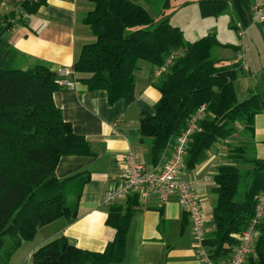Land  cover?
<instances>
[{"label": "trees", "instance_id": "obj_1", "mask_svg": "<svg viewBox=\"0 0 264 264\" xmlns=\"http://www.w3.org/2000/svg\"><path fill=\"white\" fill-rule=\"evenodd\" d=\"M89 1L93 8L81 21L95 40L82 46L72 71L90 75L82 82L91 92L105 91L109 104L123 100L128 106L134 101L139 61L156 69L172 51H183L154 82L160 93L154 113L140 114V140L149 142L155 166L201 106L200 131L190 137L186 150L187 169L200 164L215 144L234 136L236 125L252 138L255 116L264 112V97L252 90L247 99L238 101L234 82L242 66L222 63L213 56L216 48L235 47L220 44L215 33L187 43L182 30L169 23L173 11L196 4L201 18H218L231 6L243 27L250 23V0H182L175 7L166 0L155 17L137 3L139 0ZM41 4V0H23L19 24ZM14 16V11L5 14V24L0 26V264H10L21 244L33 240L39 228L61 218L69 223L77 218L78 201L88 178L59 181L54 170L63 156L90 153L86 141L73 133L53 103L52 95L60 90L56 72L43 64L29 70L12 67L13 54L6 49L2 35L13 28ZM230 27L236 25L230 23ZM248 145L252 148V141L233 147L229 162L218 166L213 178L212 232L204 242L213 260L231 255L237 235L253 216L255 198L264 189V160L249 157ZM240 164L252 167L245 176L238 169ZM244 177H250V182L240 196ZM137 205V197L131 196L125 206H109L106 225L114 230V236L102 252L78 249L60 237L35 250L30 264L122 262L126 232ZM258 232L254 255L245 264H264V220ZM6 236L11 241L6 242Z\"/></svg>", "mask_w": 264, "mask_h": 264}, {"label": "crops", "instance_id": "obj_2", "mask_svg": "<svg viewBox=\"0 0 264 264\" xmlns=\"http://www.w3.org/2000/svg\"><path fill=\"white\" fill-rule=\"evenodd\" d=\"M41 1L42 4L22 24L2 35L6 49L13 54L12 67L29 70L37 64H43L54 72L63 68L72 70L82 46L95 40L90 29L81 21L93 5L89 0ZM165 1L139 0L137 3L155 17ZM168 2L171 7H175L182 0ZM259 3H264V0H255L251 6ZM191 14V20L197 18L195 22L198 26H192L191 22L189 24ZM200 18L197 5L190 4L173 11L169 23L182 30L187 43L210 33H215L217 38L214 30H202ZM233 23L240 24L238 18ZM243 37H239L240 42L237 44L229 45L235 49L216 48L213 51L214 58L222 63H238L242 66L234 82L238 101L247 99L252 90L260 92L250 68L239 62ZM217 40L226 45L219 38ZM154 70L155 67L144 61L137 63L134 101L128 106L123 100L109 104L103 90L89 91L82 80L90 75L73 73L76 90L60 89L54 92L52 100L63 120L71 125L74 134L86 141L90 151L85 155L61 157L54 176L59 181L73 177H87L88 181L78 201L77 218L70 223L61 218L39 228L33 240L21 244L11 257L10 264H30L35 250L60 237L78 249L89 252H102L113 239L114 230L106 225L109 207L102 204V197L110 186L126 174V155H132L134 162L145 170L157 167L150 157L149 142L141 141L139 135L140 114L154 113V105L160 99V93L154 85ZM236 128L237 133L243 132L240 125H236ZM234 136L215 144L194 169H187L184 164L179 175L191 182L200 200L206 220V236L212 232L210 222L216 200L212 192L215 188L213 178L218 166L229 162L232 149L236 146ZM247 141H252L253 145V152L248 156L264 160V112L255 116L254 134ZM171 151L172 148H168L164 156H169ZM115 204L125 206L126 199H119ZM192 246L190 220L177 198L172 197L164 205L156 198H151L143 204L138 202L133 210L125 237L124 259L112 264H198Z\"/></svg>", "mask_w": 264, "mask_h": 264}, {"label": "built area", "instance_id": "obj_3", "mask_svg": "<svg viewBox=\"0 0 264 264\" xmlns=\"http://www.w3.org/2000/svg\"><path fill=\"white\" fill-rule=\"evenodd\" d=\"M23 0H0V26L5 24L3 19L10 11L15 12L13 27L20 22L21 2ZM250 23L264 24V3L255 4L250 10ZM238 36L243 37L242 26L237 24ZM183 51H172L165 59L164 64L153 72L155 79L160 78L173 61ZM73 71L58 69L56 71V85L63 90L75 91L76 82L72 78ZM204 115V106H201L188 120L185 129L175 138L171 154L162 156L159 164L152 170H145L134 162L132 155L125 157L127 172L117 183L109 187L102 197V204L111 206L119 199L135 196L143 204L151 198H156L161 205L166 204L172 197L186 210L190 220L193 239V252L198 264H245L246 260L254 255V244L259 234L258 228L264 220V189L258 193L254 201V213L246 228L237 235V243L231 255L223 260H213L208 248L204 245L206 240L205 216L200 200L195 194L190 181L180 178L184 166L186 150L190 137L200 131L198 122Z\"/></svg>", "mask_w": 264, "mask_h": 264}, {"label": "rangeland", "instance_id": "obj_4", "mask_svg": "<svg viewBox=\"0 0 264 264\" xmlns=\"http://www.w3.org/2000/svg\"><path fill=\"white\" fill-rule=\"evenodd\" d=\"M255 0H250V4H253ZM192 14L189 15L190 21L192 26H198L196 23V19H192ZM199 19V18H198ZM201 20V28L204 32L214 30L217 34V39L219 38L222 42L226 45H235L240 42V39L237 35V30L235 28L230 27V23L234 26L237 23H233L237 20V15L233 11V8L229 6L222 15L218 18H200ZM196 21V22H195ZM190 25V27H191ZM245 35L242 39L243 47L240 50L242 54L239 57V62L243 63L245 66L250 68L251 73L253 76L256 77L258 82V87L260 89L261 94L264 97V24H252L249 23L246 26L242 27ZM231 53V52H230ZM249 73H247L248 75ZM250 74V75H252ZM244 133L238 132L234 136V143L236 146H245L247 145V135H243ZM253 150L248 145L247 147V154L250 156ZM251 165L249 164H240L238 165V169L241 171L242 175L245 176V173L251 170ZM250 182V177L242 178L239 187V194L240 196L244 192L246 186ZM211 224V222H210ZM10 236H6V242L11 241Z\"/></svg>", "mask_w": 264, "mask_h": 264}]
</instances>
